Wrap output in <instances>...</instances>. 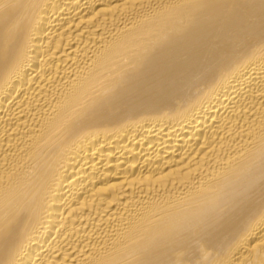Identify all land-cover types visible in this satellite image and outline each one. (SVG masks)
<instances>
[{"label": "bare ground", "instance_id": "6f19581e", "mask_svg": "<svg viewBox=\"0 0 264 264\" xmlns=\"http://www.w3.org/2000/svg\"><path fill=\"white\" fill-rule=\"evenodd\" d=\"M0 264H264V0H0Z\"/></svg>", "mask_w": 264, "mask_h": 264}]
</instances>
